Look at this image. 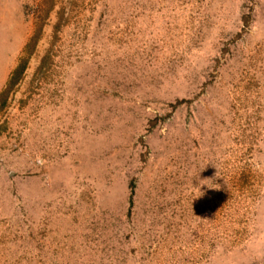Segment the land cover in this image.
Segmentation results:
<instances>
[{"label":"rangeland","instance_id":"rangeland-1","mask_svg":"<svg viewBox=\"0 0 264 264\" xmlns=\"http://www.w3.org/2000/svg\"><path fill=\"white\" fill-rule=\"evenodd\" d=\"M51 1L27 54L0 0V264H264V0Z\"/></svg>","mask_w":264,"mask_h":264},{"label":"trees","instance_id":"trees-1","mask_svg":"<svg viewBox=\"0 0 264 264\" xmlns=\"http://www.w3.org/2000/svg\"><path fill=\"white\" fill-rule=\"evenodd\" d=\"M53 6V3L51 0H49L48 6L43 10L42 14H40V11H36L35 13V26L33 28V31L31 35L29 36L27 42L24 45V50L27 54L30 53L32 47L34 46V43L37 41V39L40 36L41 28H42V20L46 17L48 12L51 10ZM28 55L21 56L18 61L16 62L15 66L11 69L7 80L3 86V88L0 91V107L4 105L5 98L8 95V93L11 91V89L15 86V84L20 80L22 73L25 69L26 60ZM132 193V188H130V194Z\"/></svg>","mask_w":264,"mask_h":264}]
</instances>
